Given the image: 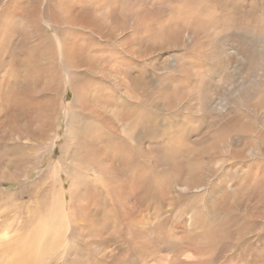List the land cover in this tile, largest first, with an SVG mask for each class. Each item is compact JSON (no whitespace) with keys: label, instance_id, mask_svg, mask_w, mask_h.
Returning <instances> with one entry per match:
<instances>
[{"label":"rangeland","instance_id":"obj_1","mask_svg":"<svg viewBox=\"0 0 264 264\" xmlns=\"http://www.w3.org/2000/svg\"><path fill=\"white\" fill-rule=\"evenodd\" d=\"M5 228L0 264H264V0H0Z\"/></svg>","mask_w":264,"mask_h":264},{"label":"bare ground","instance_id":"obj_2","mask_svg":"<svg viewBox=\"0 0 264 264\" xmlns=\"http://www.w3.org/2000/svg\"><path fill=\"white\" fill-rule=\"evenodd\" d=\"M106 1H108L109 2V0H106ZM59 2L62 4V0H59ZM57 4H59V3H57ZM107 4V3H106ZM62 6V5H61ZM69 7V6H68ZM69 10H70V7L68 8V10H67V12H69ZM131 14V13H130ZM133 14V13H132ZM54 16L56 17L55 18V22H53L52 21V23H48V27H50V28H52V29H58L57 28V26H60V24H59V22H63V20H64V17H62L61 16V14H54ZM73 24V23H72ZM54 25H56V26H54ZM61 31V30H60ZM56 32H59V29L56 31ZM70 43V42H69ZM64 44V45H63ZM68 44H66V42H64V43H62V51H61V54L59 55V57H60V59L62 60L61 61V65H62V68H64V70H66V71H70L71 69H72V67H74V66H76V67H78V62H79V57H80V54H79V50H75L74 48H73V50L72 49H70L68 46H67ZM49 46V45H48ZM60 50V49H59ZM55 51V50H54ZM52 52V51H51ZM58 53V52H57ZM46 54H47V57L49 56V53L48 52H46ZM51 56H53V55H51L50 54V56L48 57V58H50ZM53 58H55V57H53ZM98 59H100V58H98ZM55 60V59H54ZM93 62V65H92V67H94V66H96V63H95V61L93 60L92 61ZM56 65H58V64H56ZM56 67H58V66H56ZM89 67H90V65H89ZM92 67H90V68H92ZM101 75H105V77H107V76H110L111 77V74H107L106 72H105V70H103V71H101ZM114 75V74H113ZM113 77V76H112ZM115 77V76H114ZM65 78V77H64ZM66 78H68L69 80L68 81H64L63 82V80L60 78V81H59V83H58V86L60 87V89H61V92L63 91V93H62V95H61V100H62V96L64 95V92L67 90V87L68 86H70V88H71V92H72V94H73V97H75L77 100H76V103H77V108L78 109H80L81 111H83V112H85V115H87L88 117H89V119L91 120V124L92 125H95L92 129H91V133L92 132H96L97 131V129L98 128H100V124H102L103 126H104V123L106 124V127L108 126V124L105 122V120L103 119V117L100 115V113H98V111H96L95 110V108L93 107V103L92 102H90V100H86V101H84V103H81V101H82V91H81V85H79V84H77V82L74 80V76L73 75H70L69 77H66ZM114 79V78H113ZM55 85V81H53L52 82V85H50V88H52V86H54ZM84 87V86H83ZM114 87V86H113ZM116 87V86H115ZM85 89V88H84ZM86 90V89H85ZM86 92V91H85ZM86 94V93H85ZM98 98V97H97ZM90 99V98H89ZM94 99V98H93ZM98 100H100L99 98H98ZM71 102L73 103L74 101H70L69 103H68V105H67V108H66V110H68V107L69 106H71ZM80 103H81V107H80ZM99 103V102H98ZM101 103V102H100ZM132 106V105H131ZM72 107L73 106H71L70 107V110H69V112H71V111H73L72 110ZM130 107V106H129ZM76 108V107H75ZM74 109V108H73ZM132 110V109H131ZM133 110H135V106H133ZM72 113V112H71ZM128 119L130 120V122L133 124V122H134V120L136 119V112H131L130 113V115L128 116ZM128 123V122H127ZM118 124V123H117ZM116 124V125H117ZM119 125V124H118ZM117 125V126H118ZM102 127V126H101ZM116 127V126H115ZM110 129H113V128H110ZM115 129V128H114ZM114 131V130H113ZM97 133V132H96ZM119 137V136H118ZM99 138V136H97L96 137V139H98ZM96 139L95 140H93V138H91V141H90V144L94 147V148H96V144H94V141H96ZM100 139V138H99ZM127 139V138H126ZM129 139V138H128ZM110 141V140H109ZM116 143V142H115ZM123 143V142H122ZM53 147V146H52ZM52 147H50L49 149H51ZM125 151V150H124ZM97 154V153H96ZM99 154V153H98ZM131 158V157H130ZM100 165V164H99ZM8 166V165H7ZM50 172H58V170H56V168H54L53 170H49ZM61 173H64L65 175H67V174H70L69 172H68V170L67 169H65V170H63V171H61L60 173H59V176H60V174ZM57 174V173H56ZM68 177V176H67ZM152 179V178H151ZM105 180V179H104ZM104 180L103 179H101L100 181H102L103 183H104ZM106 183V182H105ZM145 184V183H144ZM146 185V184H145ZM78 186L80 187V184H78ZM108 186V185H107ZM147 186H149V185H147ZM79 187L77 188V190L79 189ZM146 188H149V187H146ZM69 191H72V193L73 194H71V196H72V198L74 197L75 198V196H74V190H72L71 188H69ZM48 192V191H47ZM60 192H61V190H60ZM78 197L80 196V195H77ZM47 200H48V204H46V206H47V209H48V211H50V212H52V214H53V222H52V224L47 228L50 232H51V234L54 232L55 234H59V236H60V229H58V226H62V225H65V226H67L68 224H70L69 225V227L70 226H74L75 225V221H76V219H74V216H72V215H69L68 213H67V211H66V206H65V201H63L62 200V197H61V200L58 198V197H56V199L54 200V201H52V199H51V197H50V195L47 197ZM71 200V199H70ZM127 201L129 200V198H127L126 199ZM130 201V200H129ZM71 202H73V201H71ZM121 202V201H120ZM121 203H124L123 201L121 202ZM72 206H73V209H72V213H74L73 212V210H74V205L72 204ZM11 210H12V213L14 214V213H16L17 212V210L16 209H13V208H11ZM70 210H71V207H70ZM58 216V217H57ZM58 218V219H57ZM78 218H83L82 216H80V217H78ZM78 218H77V220H78ZM64 220L66 223H64L62 220ZM79 219V221H78V223H80L81 222V220ZM84 219V218H83ZM57 221H59L60 223L59 224H57ZM84 221H85V219H84ZM53 227V229H51ZM37 228H39L38 226H37ZM65 232V231H64ZM67 233V232H66ZM9 234V232L6 230V228L5 229H2V230H0V246L2 247V248H4V249H7V250H9L10 252H12V251H16V243H14V237L13 236H10V235H8ZM65 234V233H64ZM64 234H62L60 237H61V241L62 242H64V241H66V236L64 237ZM71 234L72 233H70L69 234V236L70 237H72L71 239H73V236L74 235H72L71 236ZM51 236V235H50ZM50 242H53L54 241V239L51 237L50 239ZM68 241V240H67ZM16 242V241H15ZM73 242V241H72ZM28 247V246H27ZM63 247H64V244H63V246L58 250L59 251V253H58V257H57V259L59 258H61L62 256H60L62 253V249H63ZM34 248H36V247H33L32 245H30V249H34ZM19 250L20 251H22L21 250V248H19ZM18 250V251H19ZM1 252V251H0ZM17 252V251H16ZM24 252V251H23ZM25 252L27 253V254H29V248L28 249H25ZM22 253V252H21ZM3 254V253H2ZM12 254V253H11ZM23 254V253H22ZM5 255H7V254H5ZM17 256V255H16ZM2 257V256H1ZM6 257V256H5ZM22 258H23V255L21 256ZM2 258H4V257H2ZM10 259V258H9ZM21 259V258H20ZM20 259H17V258H15V257H13L12 259H10V260H7V262L5 263V264H25V260H20ZM3 262H4V260H3Z\"/></svg>","mask_w":264,"mask_h":264}]
</instances>
